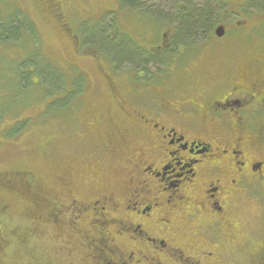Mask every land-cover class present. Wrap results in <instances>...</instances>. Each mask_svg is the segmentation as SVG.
Returning <instances> with one entry per match:
<instances>
[{
    "label": "flooded vegetation",
    "instance_id": "obj_1",
    "mask_svg": "<svg viewBox=\"0 0 264 264\" xmlns=\"http://www.w3.org/2000/svg\"><path fill=\"white\" fill-rule=\"evenodd\" d=\"M47 1L71 31L64 11L73 0ZM233 23L197 51L173 53L187 62L167 84L138 71L130 79L144 86L136 89L101 65L61 117L57 147L40 150L60 161V175L37 184L33 174L21 188L0 173V186L31 207L39 201L25 216L49 228L34 226L54 234L69 264H264V34ZM8 224L1 215V246L25 240Z\"/></svg>",
    "mask_w": 264,
    "mask_h": 264
},
{
    "label": "trees",
    "instance_id": "obj_2",
    "mask_svg": "<svg viewBox=\"0 0 264 264\" xmlns=\"http://www.w3.org/2000/svg\"><path fill=\"white\" fill-rule=\"evenodd\" d=\"M42 2L54 11L47 0ZM71 2L68 3L65 13H69L76 3L83 9L79 0ZM150 2L155 4H148ZM232 3V0H174L164 6L159 0H111L112 6L101 5L104 8L102 17L94 21L93 28L89 31L86 30L85 25L75 31H69L68 36L75 43V52H84L83 57L87 56L83 61L88 65L85 67L83 63L73 62L62 66L58 61L47 60V57L41 56L42 40L28 11L20 7L15 0H0V48L11 51L19 49L26 53V59L10 67L7 66L8 72L11 73L8 83L17 99L15 108L20 102H22L21 108L28 103L37 104L39 107L35 119L26 117L22 111L19 113L11 109V112L15 111L11 113L12 116L15 114L11 118V122L14 123L11 124V131L6 132V136H13L15 139L24 131H28L27 134L32 137H39L42 133L43 136L37 143L39 158H43L49 166L52 164L54 167L49 170L50 166L44 175L33 167L20 168L18 165L0 170V173L11 175L12 187L24 186L26 178L31 180L33 174V181L35 179L37 184L42 181L46 183L42 177L52 175L58 177L62 171L59 167L60 161L54 155L49 158L44 157L40 154V150L50 141L48 146L57 147L56 142L62 130L59 121L62 116L71 114L70 106L73 99L81 91L78 86L91 78V74L99 75L101 71L99 67L103 64L108 65L106 69L108 75L115 76L118 80H128L137 86L136 89L144 86L139 78L130 79L138 71L151 76L157 84L169 83L170 75L173 76L171 69L174 65L176 69L179 65L182 66L180 62L173 60L172 54H177L182 48L190 47V51H197L195 48L199 47L197 46L199 41L209 37L217 25L227 20L225 13ZM238 5L244 17L259 13V18L264 19V0H243ZM74 11L75 8L71 12L74 18L85 12V10L80 13L79 10ZM59 12L61 11H57L54 15L56 19ZM108 17H110L109 21L106 22ZM119 17L122 18L123 23L119 22ZM148 30L155 31L158 41L164 30H170L167 46L155 55L148 54L147 48L150 46L142 44L144 38L145 41L147 40ZM238 30L242 29L238 28ZM94 51L99 55L98 62L91 61L95 59L91 56ZM149 62L158 65L155 72L148 68ZM56 181L52 182V186L48 185L49 188L56 187ZM35 202L40 204L39 201ZM36 203L34 207L32 206L33 209Z\"/></svg>",
    "mask_w": 264,
    "mask_h": 264
},
{
    "label": "rangeland",
    "instance_id": "obj_3",
    "mask_svg": "<svg viewBox=\"0 0 264 264\" xmlns=\"http://www.w3.org/2000/svg\"><path fill=\"white\" fill-rule=\"evenodd\" d=\"M20 7H23L31 19L37 26L38 32L42 40V46L40 47V55L47 57V60L58 61L62 66L68 65V62H73L77 64H82L84 59L83 53L75 52V43L73 39L68 36V29L61 27V22H59L54 16V11L51 10L42 0H15ZM174 0H159V3L166 6L173 2ZM243 0H232V4L227 7V27H234V23L239 21L240 24L248 23L247 27H254L256 35L264 34V19L259 18L258 14H250L245 16L241 14L240 5H238ZM81 6L78 3L75 5L79 11H84L81 16L75 17L71 13H67L65 17V22L71 27L72 31L85 25L86 30L93 28L95 20H99L104 12V8L101 5L110 7L113 4L111 0H79ZM148 4H155V2H150ZM82 9V10H81ZM239 14V15H238ZM64 18V16H63ZM110 17L106 18L108 22ZM247 19V20H243ZM243 21V23H242ZM119 22L123 23L122 18L119 17ZM240 33H247L246 29L239 30ZM155 31L148 30L147 40L143 39V45L153 46L158 40H156ZM160 35V34H159ZM160 39V38H158ZM255 40V37L252 39ZM258 42V41H257ZM246 42L240 41V46L243 47ZM256 48L260 46L259 43L255 41L252 43ZM86 47V46H85ZM30 50V48H28ZM198 47L196 48V50ZM86 53V52H85ZM48 55V56H47ZM26 53L19 49L3 50L0 48V170L9 168L14 165H18L20 168H31L37 169L40 174L44 175L46 170L51 166L49 170H52V164H49L43 159L39 158V153L37 152L39 147L37 143L39 138H42V133L39 137H32L28 135V131L22 132L15 139L14 137L6 136V132L11 131V118L15 115V111L11 112V109L17 110L19 113L22 111L26 117L35 119L38 116L39 107L37 104L28 103L24 108L22 107V102L15 108L16 98L15 92L11 90L8 80L11 73L8 72L7 66H12L19 63L20 61L26 59ZM50 56V57H49ZM91 56L94 54L91 53ZM90 56V57H91ZM186 55L185 57H188ZM52 57V58H51ZM89 57V56H88ZM90 60V58H87ZM187 61H183L184 65ZM85 64V63H83ZM88 65L85 64V67ZM184 67V66H183ZM182 68V67H181ZM93 76V74H91ZM96 75V74H95ZM16 91V90H15ZM17 92V91H16ZM33 98V97H31ZM16 118V116H15ZM23 136V137H22ZM41 154V153H40ZM8 184V183H7ZM18 185V184H17ZM0 216L8 215L11 216V236L16 235L24 238L25 240L14 239L16 237H11V242L5 246L0 245V264H45L47 261L55 262L56 264H69V257L61 254L63 249L59 248V241L52 239L54 234L51 233H37L34 230V226L38 224V229L46 228L39 221L36 224H32L34 221H30L29 218L25 216V213L30 209H33L28 203V199L23 197L19 191H9L8 189L0 186ZM8 187V186H7ZM32 190L30 194L34 196ZM35 197V196H34ZM31 232L30 235L27 233ZM7 248V249H6ZM6 249V250H5ZM47 260V261H46Z\"/></svg>",
    "mask_w": 264,
    "mask_h": 264
},
{
    "label": "water",
    "instance_id": "obj_4",
    "mask_svg": "<svg viewBox=\"0 0 264 264\" xmlns=\"http://www.w3.org/2000/svg\"><path fill=\"white\" fill-rule=\"evenodd\" d=\"M225 32L224 24H219L214 28V34L216 37H221Z\"/></svg>",
    "mask_w": 264,
    "mask_h": 264
}]
</instances>
